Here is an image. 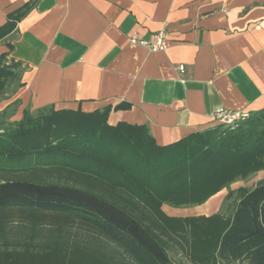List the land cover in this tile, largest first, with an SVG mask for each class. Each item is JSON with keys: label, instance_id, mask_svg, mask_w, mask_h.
Returning a JSON list of instances; mask_svg holds the SVG:
<instances>
[{"label": "trees", "instance_id": "16d2710c", "mask_svg": "<svg viewBox=\"0 0 264 264\" xmlns=\"http://www.w3.org/2000/svg\"><path fill=\"white\" fill-rule=\"evenodd\" d=\"M32 6L7 14L0 41ZM21 72L2 52L0 92ZM110 109L0 111V264H264V180L230 187L264 170V108L167 144L145 124H109ZM222 189L215 213L162 209Z\"/></svg>", "mask_w": 264, "mask_h": 264}, {"label": "crops", "instance_id": "0c3cea01", "mask_svg": "<svg viewBox=\"0 0 264 264\" xmlns=\"http://www.w3.org/2000/svg\"><path fill=\"white\" fill-rule=\"evenodd\" d=\"M30 1L0 41V54L22 67L23 84L0 92L7 121L24 109L109 105V124H145L167 144L220 123L219 111L264 108V0H0V25ZM161 29L165 50L129 41ZM226 193L200 214L217 212Z\"/></svg>", "mask_w": 264, "mask_h": 264}, {"label": "built area", "instance_id": "2783aa9c", "mask_svg": "<svg viewBox=\"0 0 264 264\" xmlns=\"http://www.w3.org/2000/svg\"><path fill=\"white\" fill-rule=\"evenodd\" d=\"M129 41L134 44L146 46L151 51L165 50L168 43V32L166 29H161L151 33L148 38H143L138 35H131ZM179 69H183V65H179ZM246 113L232 110L219 111L215 114V118L221 123L232 124L238 121Z\"/></svg>", "mask_w": 264, "mask_h": 264}, {"label": "rangeland", "instance_id": "374dc122", "mask_svg": "<svg viewBox=\"0 0 264 264\" xmlns=\"http://www.w3.org/2000/svg\"><path fill=\"white\" fill-rule=\"evenodd\" d=\"M11 89H12V87H9L8 86V88H7L8 93H10ZM259 180H264V170L258 171V172L250 175L249 177H247L245 179L237 180V181L233 182L230 185V187L232 189H237L240 186L251 187V186H253ZM162 209L167 214H169V215H175V216L197 215V214H200L201 212L205 211V210H202V208L199 207L198 205H196V206H190V207L175 208V207L169 206L167 204H163L162 205ZM14 219L17 221V222H14V223H19L20 222L17 217H15ZM169 256L175 262L181 263V262L184 261L183 255L180 252H177V251H174V250H170L169 251Z\"/></svg>", "mask_w": 264, "mask_h": 264}]
</instances>
